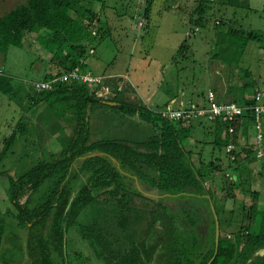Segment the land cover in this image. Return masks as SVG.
<instances>
[{
    "label": "trees",
    "instance_id": "obj_1",
    "mask_svg": "<svg viewBox=\"0 0 264 264\" xmlns=\"http://www.w3.org/2000/svg\"><path fill=\"white\" fill-rule=\"evenodd\" d=\"M206 2L200 0L199 9L202 12ZM3 6L0 7V63L6 59L9 48H23L31 36L38 49L50 55L47 62L39 58L45 65L41 81H49L75 68L90 72L87 58L90 48H95L96 40V32L92 33L90 29L103 26H100L99 17L91 8L81 4L80 0H23L7 11H3ZM192 24L198 31L203 22L200 18ZM241 36L245 37L244 45L247 41L264 39V34L255 32ZM183 49L184 46H180L179 53ZM177 57L173 59L175 63ZM111 79L105 78L104 83L117 84L120 81ZM97 91V87L77 83L57 84L48 92H37L31 86L25 90L14 84L3 71L0 74L1 94L19 105L23 103L21 95L24 94L23 101L31 105L33 112L40 106L45 107V112L61 122L69 136L66 142L59 143L56 155L37 159L25 172L10 175L4 165L0 170V177L5 183L2 189L10 204L4 212L0 208V263L87 264L79 253H74L70 260L65 255L67 235L75 230L74 233L98 256L100 264H150L156 252V264H207L215 248V221L211 210L212 250L205 253L201 262H182L175 235L171 236L167 230L154 234L153 229L148 227L141 238L132 229L136 224L133 214L137 212L132 206V199H149L127 188L124 182L127 176L121 173L126 172L161 192L190 190L200 195L213 206L220 229V221L228 225L233 221L230 217L220 220L216 209L222 216L230 214L232 217L236 210L232 208L226 213L223 203L228 198L235 199L234 191L247 185L243 194L250 200L249 211L246 212L245 208L240 212L243 221L239 222L232 239L225 233L220 234L217 254L211 264H264V258L248 263L254 252L264 248V202L258 201L264 195L250 189L249 179L245 178L240 167L239 154L242 151L246 158H253V150L248 149L249 141L252 143L249 115L243 117L238 134L233 137L228 134L227 125L220 121L207 127V134L212 137V151H225V156L206 162L203 155L206 142H198L195 137L196 128H201L203 122H167L147 109L141 108L145 111L137 112V108L120 102V92L112 96L114 98L105 100L96 96ZM221 101L236 102L231 95L224 96ZM109 103L117 105L109 106ZM238 104L250 105L252 100L242 98ZM97 107L99 111L93 113V108ZM100 108L121 111L123 116L120 118L128 116L130 121L136 116L145 127L149 126L150 135L139 143L97 137L103 128L108 129L105 112ZM29 116L28 113L21 116L8 138L0 139L4 145L0 151V164L17 141L27 134L31 122ZM145 132L148 134L149 130ZM229 144L236 146L231 153L226 152ZM95 153L104 156L81 160L78 167H73L80 158ZM109 157L118 162L121 172ZM231 157L234 159L231 160ZM231 167L234 168L232 171ZM228 170L232 176L226 174ZM236 181H240V185ZM151 202L165 213L164 206L157 201ZM81 215L87 218L89 224L78 222ZM8 217L14 220L15 229H26L24 238L10 231L13 224H9ZM244 221H247V226L243 233ZM252 230H258V235H253ZM242 244H248L253 249L250 256L248 251L241 255ZM111 246L115 250L109 248Z\"/></svg>",
    "mask_w": 264,
    "mask_h": 264
},
{
    "label": "rangeland",
    "instance_id": "obj_2",
    "mask_svg": "<svg viewBox=\"0 0 264 264\" xmlns=\"http://www.w3.org/2000/svg\"><path fill=\"white\" fill-rule=\"evenodd\" d=\"M21 1L23 0H0V7L4 4L3 11H7ZM80 1L97 14L101 22L100 26L103 25L102 28L98 25L90 29V32H96V40L95 48H90V55L87 58L90 63L89 71L102 74L105 78H113L116 82L120 79L117 84L109 82L105 84L104 87L108 89L109 94H103L102 98L96 95L98 98L105 97L110 100L120 92L118 98L120 102L137 108V112L142 113L145 111L142 109H147L152 114L158 110L184 108L188 102L202 103L205 99L203 96L210 89L220 91L223 96L231 95L236 101L234 103L237 104L240 103V99H250L256 94H261L264 101V39L258 42L247 41L244 45L245 37L233 33L229 25L232 0H206L207 4L203 12L199 9L200 0ZM200 18L203 25L196 31L192 22ZM261 27H264V24ZM260 33L264 34V32ZM182 45L184 49L179 53ZM38 47L30 36L23 48H9L6 59L0 63L3 73L9 76L14 84L22 86L25 90H28L33 82L42 79L41 72H45V65L39 58L46 61L50 57ZM91 50H94L93 54ZM177 55L180 57L178 58ZM175 57H177L176 63L173 60ZM23 100L24 94L21 95L23 103L19 105L17 102L9 101L0 93L1 140L8 138L21 116L28 113L34 117L31 105ZM95 111L98 112L99 108H93V113ZM100 111L105 112L106 124L113 127L108 134L101 136L105 138L104 140L118 139L139 143L150 135L149 126L145 127L146 125L140 123L138 118L131 116L137 125L134 126L122 119H115L123 116L121 111L101 108ZM108 116H111L110 120ZM46 119L50 122V115ZM33 121L31 119L27 134L17 141L5 161L0 164V170L5 166L10 175L22 173L34 165L37 159L58 153L60 141L51 139L50 132L38 131V126ZM210 124L203 122V126L196 128L195 133L198 142H206V145H203L206 162L225 156V151L223 153H219L216 149L212 151V137L207 134V127ZM59 129L64 127L59 126ZM147 129L148 134L145 132ZM65 132L60 137H68L66 130ZM252 138L253 132L251 140ZM3 146L0 142V151ZM248 149H252L251 143L248 144ZM239 155L242 164L240 167L245 178L249 179L250 189H257L261 195H264V158L262 164L259 162L261 165L254 166L256 163L254 156L246 158L243 151ZM79 161L81 160H78L73 167H78ZM186 164L190 166L188 161ZM232 169L234 168L231 167V171ZM228 172L229 170L226 174H229ZM122 174L127 176L124 182L130 191L149 199L146 201L139 198L132 199V206L137 209L133 214L136 224L132 229L137 236L142 238L148 227L153 229L154 234H157L156 231L167 230L171 236L175 235L178 239L182 262L187 260H192L194 263L201 262L205 253L212 250L213 244L210 204L193 191L161 192L150 188L130 173L122 172ZM3 179L0 177L1 212L10 207L2 189L5 185ZM236 182L240 185V181ZM246 188L247 185L241 186L234 191L235 199L228 198L223 203L226 213L232 208L236 210L234 217L230 214L222 216L216 209L220 220L230 217L233 221V224L229 225L220 221L221 235L225 233L233 238L242 220L240 212L245 208L246 212L249 211L250 200L243 194ZM262 199L264 197L261 196L258 201L263 203ZM151 201H157L164 206L166 214ZM7 221L13 224L10 231L24 238L26 229H15V222L10 217ZM78 222L89 224L87 218L82 215ZM235 222L237 223L234 224ZM246 226L247 221H244L243 233ZM74 231L67 235L65 241L67 259L70 260L74 253H79L86 259L87 264H100L98 256ZM251 233L257 236L258 230H252ZM109 248L115 250L114 246ZM247 251L250 256L253 249L248 244H242L241 255ZM156 257L157 252L152 258L153 264H156Z\"/></svg>",
    "mask_w": 264,
    "mask_h": 264
},
{
    "label": "built area",
    "instance_id": "obj_3",
    "mask_svg": "<svg viewBox=\"0 0 264 264\" xmlns=\"http://www.w3.org/2000/svg\"><path fill=\"white\" fill-rule=\"evenodd\" d=\"M2 71L0 70V74ZM105 77L97 76L91 72H81L79 68H75L69 72L60 74L49 81H36L31 84L33 90L37 92H48L55 88L57 84L77 83L89 87H97L96 95L98 97L103 94H109L107 88L104 87ZM103 92V93H102ZM114 96V94H113ZM202 103L188 102L184 108H171L155 111L162 120L167 122H185L186 124L194 122L214 123L220 121L227 125V132L230 136H234L241 125L243 117L248 114L252 121V150L254 158L261 162L264 158V101L261 94H256L251 100L252 104L241 106L233 102H223L216 98L215 92L210 89ZM104 99H108L105 98ZM236 149L234 144H229L226 148L227 153H231ZM234 157H231L233 160Z\"/></svg>",
    "mask_w": 264,
    "mask_h": 264
},
{
    "label": "crops",
    "instance_id": "obj_4",
    "mask_svg": "<svg viewBox=\"0 0 264 264\" xmlns=\"http://www.w3.org/2000/svg\"><path fill=\"white\" fill-rule=\"evenodd\" d=\"M232 4H233V7H232V10L230 11V14H229V25H231L233 33L241 36V35H245V34L252 32V31H255L258 33L264 32V27H261V25L264 24V0H232ZM220 93H221L220 91L215 92V94L217 95V99L221 101V98H224V96ZM133 98L134 97L132 96L131 99H133ZM250 99H252V98H250ZM36 109H37V111L33 112L34 117H31V116H29V117L31 119H33L34 124H36V126H38V131H41V132L43 131V132H47V133L50 132L52 135V136H50L51 139H55L56 141L59 140L60 142H66V140H68L69 136L66 138L60 137L61 134L66 133L64 129H59V126H63L61 124V122H59L58 120L53 118L51 114L46 113L45 107L40 106ZM48 115H50V120H51L50 122H48V120L46 119L48 117ZM134 118H136V116ZM119 119H122L125 122H128L129 124H131V123L135 124L134 120L133 121L127 120V118H125V117L119 118ZM118 123L123 124L120 121ZM140 123H142V122H140ZM123 125H125V124H123ZM53 126H54V128H53ZM48 127H50V128H48ZM103 129H104L103 132L100 133V135H98L99 138L101 136L109 133L110 126L108 125V129H106V128H103ZM48 135H50V134H48ZM55 140H53V141H55ZM60 142H58V143H60ZM249 143H251V142L249 141ZM253 156H254V152H253ZM262 163H263V161H261V164ZM261 164H259V162L256 160V163L254 164V166L255 165L259 166ZM255 190H257V189H255ZM262 258H264V256Z\"/></svg>",
    "mask_w": 264,
    "mask_h": 264
},
{
    "label": "water",
    "instance_id": "obj_5",
    "mask_svg": "<svg viewBox=\"0 0 264 264\" xmlns=\"http://www.w3.org/2000/svg\"><path fill=\"white\" fill-rule=\"evenodd\" d=\"M116 103H109V106H116ZM95 156H104V154L102 153H95V154H90L87 155L85 157L80 158L79 160H85L87 158L90 157H95ZM111 162L113 163V165L119 170L120 166L118 164V162L116 160H114L113 158H110ZM121 172V171H120ZM122 173V172H121ZM73 197L71 198L70 202L72 201ZM211 206V210L214 216V221H215V234H214V242H215V248H214V254L212 256V258L209 260V262L207 264H211L217 254V250H218V244H219V238H220V230H219V222H218V218L215 214L214 208L213 206L210 204ZM264 256V248L257 250L256 252L253 253L252 257L248 260V263L252 262L253 260H255L256 258H262ZM1 264V263H0Z\"/></svg>",
    "mask_w": 264,
    "mask_h": 264
},
{
    "label": "flooded vegetation",
    "instance_id": "obj_6",
    "mask_svg": "<svg viewBox=\"0 0 264 264\" xmlns=\"http://www.w3.org/2000/svg\"><path fill=\"white\" fill-rule=\"evenodd\" d=\"M228 238L230 239V238H231V236H228ZM207 252H208V251H207ZM150 264H153V261H151V262H150Z\"/></svg>",
    "mask_w": 264,
    "mask_h": 264
},
{
    "label": "bare ground",
    "instance_id": "obj_7",
    "mask_svg": "<svg viewBox=\"0 0 264 264\" xmlns=\"http://www.w3.org/2000/svg\"><path fill=\"white\" fill-rule=\"evenodd\" d=\"M216 98H217V95H216ZM234 103V102H233Z\"/></svg>",
    "mask_w": 264,
    "mask_h": 264
}]
</instances>
